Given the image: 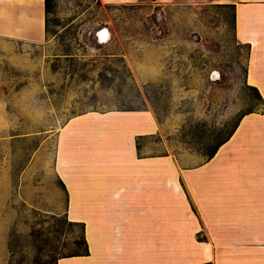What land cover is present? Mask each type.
Listing matches in <instances>:
<instances>
[{
  "label": "rangeland",
  "instance_id": "1",
  "mask_svg": "<svg viewBox=\"0 0 264 264\" xmlns=\"http://www.w3.org/2000/svg\"><path fill=\"white\" fill-rule=\"evenodd\" d=\"M47 39L0 56V264H55L85 251L82 226L60 211L57 135L77 116L146 110L159 131L135 138L139 157L184 167L247 110V47L231 9L204 1L57 0ZM209 139V144L203 142Z\"/></svg>",
  "mask_w": 264,
  "mask_h": 264
},
{
  "label": "crops",
  "instance_id": "2",
  "mask_svg": "<svg viewBox=\"0 0 264 264\" xmlns=\"http://www.w3.org/2000/svg\"><path fill=\"white\" fill-rule=\"evenodd\" d=\"M160 1L233 4L244 80L264 98V0ZM46 39L44 0H0V56ZM158 131L146 110L87 113L60 130V214L82 226L87 253L55 264H264V111L244 115L213 157L188 168L138 156L135 138Z\"/></svg>",
  "mask_w": 264,
  "mask_h": 264
},
{
  "label": "trees",
  "instance_id": "3",
  "mask_svg": "<svg viewBox=\"0 0 264 264\" xmlns=\"http://www.w3.org/2000/svg\"><path fill=\"white\" fill-rule=\"evenodd\" d=\"M57 0H44V11H45V31H46V35L48 33V15L51 13V9L53 7V5L55 4ZM223 5L225 7H228L231 9L232 12V20H233V28H235V6L233 4H220ZM247 47V46H246ZM246 72V71H245ZM245 88L249 91V96H254L255 101L259 104V105H263L264 106V98L261 96V94L259 93L258 89L256 87L253 86H249L247 84H245ZM254 112L253 110H247L246 112H244L239 119L234 123V125L231 127L230 130H228L224 135L220 136L219 138H217L215 140V142L213 144L210 145V147H208V149L205 151V157L207 159H210L211 157H213V155L216 153L217 149L223 144L225 143L233 134V132L235 131V129L237 128L240 119L249 113ZM209 139H206V141H204L203 143L205 145L209 144ZM84 242V241H83ZM85 244V242H84ZM84 253H87V249L85 247V251ZM68 256H74V255H68Z\"/></svg>",
  "mask_w": 264,
  "mask_h": 264
}]
</instances>
